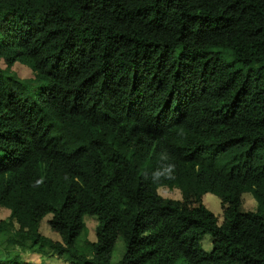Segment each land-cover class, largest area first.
Here are the masks:
<instances>
[{
    "label": "trees",
    "instance_id": "obj_1",
    "mask_svg": "<svg viewBox=\"0 0 264 264\" xmlns=\"http://www.w3.org/2000/svg\"><path fill=\"white\" fill-rule=\"evenodd\" d=\"M0 58L9 242L72 264L107 263L118 236L117 264H264V0H0Z\"/></svg>",
    "mask_w": 264,
    "mask_h": 264
},
{
    "label": "rangeland",
    "instance_id": "obj_2",
    "mask_svg": "<svg viewBox=\"0 0 264 264\" xmlns=\"http://www.w3.org/2000/svg\"><path fill=\"white\" fill-rule=\"evenodd\" d=\"M0 65H4L3 60L0 58ZM11 69L15 71L16 74L20 76H29L32 75L31 69L20 61H13L10 66ZM158 192L161 195H168L177 197L179 196V190L176 186H169L167 184L159 185ZM202 200L207 207H209L214 213L217 214V217H220L221 208L219 204V196L209 190L204 191L201 194ZM241 208H253L254 207V200L251 199L252 196L249 191H242L241 192ZM8 214V208L0 206V217H4ZM49 214H45L39 222V229L44 234H48L53 238H58V234L52 231L49 228L47 218ZM96 216L94 214L85 215L84 221L86 225V235L88 237H93L94 232V225L96 223ZM16 226V223H14ZM11 232L10 230H8ZM6 232H0V257L9 258L16 260L19 264H24L27 261L31 264H72L64 258L56 256L52 251L48 249L46 246H42L40 249L38 248L37 244L32 245V248L28 246L22 247L17 242H9L6 237ZM30 240L28 238L24 239V243L28 245ZM202 246L208 248L210 245V237L208 233H204L201 237ZM123 239L118 236L114 242V246L112 252L110 254L109 261L105 264H117V260L121 256V253L124 249L123 246Z\"/></svg>",
    "mask_w": 264,
    "mask_h": 264
}]
</instances>
